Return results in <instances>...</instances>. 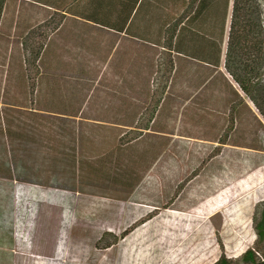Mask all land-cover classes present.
<instances>
[{"label":"rangeland","instance_id":"obj_1","mask_svg":"<svg viewBox=\"0 0 264 264\" xmlns=\"http://www.w3.org/2000/svg\"><path fill=\"white\" fill-rule=\"evenodd\" d=\"M4 1L0 264L264 260V53L247 95L226 70L228 30L217 68L191 43L168 49L186 6Z\"/></svg>","mask_w":264,"mask_h":264},{"label":"trees","instance_id":"obj_2","mask_svg":"<svg viewBox=\"0 0 264 264\" xmlns=\"http://www.w3.org/2000/svg\"><path fill=\"white\" fill-rule=\"evenodd\" d=\"M166 1L172 2L175 7L186 6L187 11L181 14L169 30L166 29L168 49L172 50L176 46L179 53L186 54L189 49L192 51L193 46L188 47L191 43L197 48H193V56L189 55L190 57L217 68L223 60V39L228 30L226 70L240 90L249 95L251 79L257 75L258 62L264 53V30L254 18L257 13L255 0ZM4 3V0H0V18ZM161 3L159 1L162 7ZM38 58L39 55L35 54L34 60L37 61ZM257 231L260 240L264 241V211L258 220ZM52 250L50 240L40 252L48 256ZM55 255L44 260H52ZM243 260L248 264H264V260L259 261L252 250L243 255ZM231 263L230 259L222 256L215 264Z\"/></svg>","mask_w":264,"mask_h":264},{"label":"crops","instance_id":"obj_3","mask_svg":"<svg viewBox=\"0 0 264 264\" xmlns=\"http://www.w3.org/2000/svg\"><path fill=\"white\" fill-rule=\"evenodd\" d=\"M110 31H115L116 32V29L114 26L110 27L109 29ZM50 196H56L57 194L56 193H50L49 194ZM26 206L27 204H24L23 201H19L16 203V206H15V209L19 212L18 216L21 218V219H25L29 217L33 218V216H31L32 214L28 211H25L23 210V206ZM9 207V206H8ZM11 217H12V214L10 212H6L5 213V218L4 217H0V223L3 224V225H8L7 222H10L11 221ZM20 219V220H21ZM22 221V220H21ZM65 223H68V222H65ZM59 258V259H58ZM54 260H57L58 262L55 263ZM48 262H50L51 264H66L67 261H66V255L65 253L61 250V251H58L55 255V258L52 259V260H47Z\"/></svg>","mask_w":264,"mask_h":264}]
</instances>
